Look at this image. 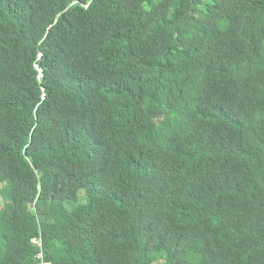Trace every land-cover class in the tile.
I'll return each mask as SVG.
<instances>
[{
    "label": "trees",
    "instance_id": "trees-1",
    "mask_svg": "<svg viewBox=\"0 0 264 264\" xmlns=\"http://www.w3.org/2000/svg\"><path fill=\"white\" fill-rule=\"evenodd\" d=\"M0 197V264H264V0H0Z\"/></svg>",
    "mask_w": 264,
    "mask_h": 264
},
{
    "label": "built area",
    "instance_id": "built-area-1",
    "mask_svg": "<svg viewBox=\"0 0 264 264\" xmlns=\"http://www.w3.org/2000/svg\"><path fill=\"white\" fill-rule=\"evenodd\" d=\"M33 243L39 248V253L36 255V259L38 261V264H49L45 261V256L43 254V243L41 240L34 239Z\"/></svg>",
    "mask_w": 264,
    "mask_h": 264
},
{
    "label": "rangeland",
    "instance_id": "rangeland-1",
    "mask_svg": "<svg viewBox=\"0 0 264 264\" xmlns=\"http://www.w3.org/2000/svg\"><path fill=\"white\" fill-rule=\"evenodd\" d=\"M3 204H4V200L0 197V209L2 208Z\"/></svg>",
    "mask_w": 264,
    "mask_h": 264
},
{
    "label": "clouds",
    "instance_id": "clouds-1",
    "mask_svg": "<svg viewBox=\"0 0 264 264\" xmlns=\"http://www.w3.org/2000/svg\"><path fill=\"white\" fill-rule=\"evenodd\" d=\"M37 68V67H36ZM42 76V74H41V72H40V76L39 77H41Z\"/></svg>",
    "mask_w": 264,
    "mask_h": 264
}]
</instances>
